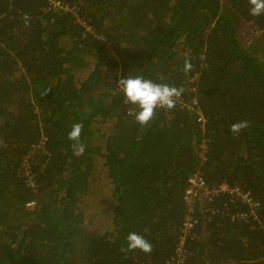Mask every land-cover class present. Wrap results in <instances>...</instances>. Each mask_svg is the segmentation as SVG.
Returning <instances> with one entry per match:
<instances>
[{
  "label": "trees",
  "instance_id": "16d2710c",
  "mask_svg": "<svg viewBox=\"0 0 264 264\" xmlns=\"http://www.w3.org/2000/svg\"><path fill=\"white\" fill-rule=\"evenodd\" d=\"M51 1L0 0V264H264V15L247 0ZM138 75L183 88L146 127L117 87ZM197 174L229 191L189 208ZM130 232L152 252H122Z\"/></svg>",
  "mask_w": 264,
  "mask_h": 264
},
{
  "label": "clouds",
  "instance_id": "9594fccd",
  "mask_svg": "<svg viewBox=\"0 0 264 264\" xmlns=\"http://www.w3.org/2000/svg\"><path fill=\"white\" fill-rule=\"evenodd\" d=\"M247 2L250 16L259 17L264 15V0H247ZM24 19H28L27 15H25ZM192 68V63L189 60H185L182 70L187 73ZM117 87L123 93L122 103L134 106L129 109V112L134 115L135 122L141 127H146L150 123L157 109L165 111L173 109L183 93V88L154 83L152 80L139 75L119 79ZM247 127V120L237 121L230 125L229 130L232 133H239ZM82 128V123H74L68 133V139L73 142V154L76 156L83 155L85 151V145L80 142ZM137 250L150 254L152 252V244L142 235L130 232L126 236V247L121 248V251L126 253Z\"/></svg>",
  "mask_w": 264,
  "mask_h": 264
},
{
  "label": "built area",
  "instance_id": "2783aa9c",
  "mask_svg": "<svg viewBox=\"0 0 264 264\" xmlns=\"http://www.w3.org/2000/svg\"><path fill=\"white\" fill-rule=\"evenodd\" d=\"M50 2V7L54 9H59L58 4L55 2L48 0ZM201 121V118L198 120ZM229 189L226 186L221 187L219 190H212L210 191L207 187V184L203 177L200 174L194 175L187 180V188L185 192V201L189 204V208H191L192 204L198 199L200 196L211 198V196H216L218 194H222L228 192ZM244 200L250 202L248 195L244 197ZM191 228V223L187 222L184 226V235L187 231ZM180 241L183 242L184 240L180 238ZM183 244V243H182Z\"/></svg>",
  "mask_w": 264,
  "mask_h": 264
},
{
  "label": "rangeland",
  "instance_id": "374dc122",
  "mask_svg": "<svg viewBox=\"0 0 264 264\" xmlns=\"http://www.w3.org/2000/svg\"><path fill=\"white\" fill-rule=\"evenodd\" d=\"M254 49H255V47H254Z\"/></svg>",
  "mask_w": 264,
  "mask_h": 264
}]
</instances>
